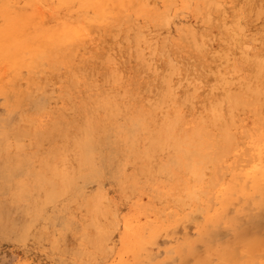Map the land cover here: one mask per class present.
I'll list each match as a JSON object with an SVG mask.
<instances>
[{
	"label": "rangeland",
	"instance_id": "1",
	"mask_svg": "<svg viewBox=\"0 0 264 264\" xmlns=\"http://www.w3.org/2000/svg\"><path fill=\"white\" fill-rule=\"evenodd\" d=\"M250 4L0 0V264H264V66L228 45L264 37Z\"/></svg>",
	"mask_w": 264,
	"mask_h": 264
},
{
	"label": "bare ground",
	"instance_id": "2",
	"mask_svg": "<svg viewBox=\"0 0 264 264\" xmlns=\"http://www.w3.org/2000/svg\"><path fill=\"white\" fill-rule=\"evenodd\" d=\"M115 2V1H114ZM113 6V5H112ZM251 8L253 9H256L260 6H263L264 7V0H251V4H250ZM211 7V6H210ZM223 9V8H222ZM261 11V10H260ZM264 11V10H262ZM218 12V11H217ZM202 13V12H200ZM114 14V13H113ZM219 14V13H218ZM200 18V17H199ZM204 18V17H202ZM255 19V18H254ZM258 19V17H257ZM166 20H168L166 18ZM238 20V18L236 19ZM241 21V19H239ZM229 21V20H228ZM240 21H236L235 23L233 24H228L227 22H223L222 18H220V23L218 24L219 26V30L220 31H231L233 28H241V22ZM171 23V22H170ZM243 25V24H242ZM243 27V26H242ZM242 29V28H241ZM170 30V28H169ZM217 30L218 29H215L214 32L211 34V36L209 37V41H211L213 44L216 43V42H219L220 41V38L219 36L217 35ZM81 31V30H80ZM194 38V36H193ZM195 39V38H194ZM189 41V40H188ZM194 41V40H193ZM248 41H250V38L249 36L246 34V32L243 31L242 29V32L241 31H238V32H235L231 35V38H230V41H229V47L231 49V53L236 57V61L238 59L241 60V62L244 63L245 65V73H250L252 71V73L254 75L257 74L256 72V67H262L264 66V37L261 38L257 43H256V48L255 49H258L259 50V54H253V51L255 49H251L249 47V43ZM202 42H201V45L200 44H197L195 47H194V51H201L202 48ZM204 45V44H203ZM251 45V44H250ZM178 48V46H177ZM182 53V52H181ZM186 53V52H185ZM229 55V54H228ZM170 56V55H169ZM184 58V57H183ZM235 59V58H234ZM183 61V60H182ZM192 61V60H191ZM235 62V61H234ZM230 63V62H228ZM238 64L240 62H237ZM189 64V63H188ZM200 64V63H199ZM242 64V63H241ZM174 65H176V63H174ZM207 65V64H206ZM224 65H226V63H223L219 66V69H218V75L216 76V83L214 85V88H218V89H222L223 91H225L226 93L229 91V89L231 88V86L237 82H241V76L239 75H234V74H226V69L225 67H223ZM236 65V64H235ZM183 66V65H182ZM198 66V65H197ZM177 66H175L176 68ZM195 68V67H194ZM213 69H216V68H211V70ZM243 69V67H242ZM177 71L179 72V68H177ZM181 72H182V69L180 70V72L178 73V76L180 75L181 76ZM189 72V71H188ZM238 73V72H237ZM197 74V73H196ZM188 75V74H187ZM188 77V76H187ZM246 77V76H245ZM193 84L191 85H187L191 88H199L201 85L205 88L208 86L207 82H206V79L205 77L202 75V76H199L198 79L197 78H194V80L191 82ZM247 88V87H246ZM252 92V90H250ZM264 92V91H263ZM229 95V94H228ZM255 95V94H254ZM258 96V95H257ZM201 98V97H200ZM202 100V99H201ZM224 103V102H223ZM221 104V103H220ZM223 106V104H222ZM222 108V107H221ZM232 110V109H231ZM222 111V109H221ZM92 113V112H91ZM214 113H218V109L216 107V109L214 110ZM78 133V132H76ZM85 133V132H84ZM86 134V133H85ZM82 138V137H81ZM84 141V140H83ZM96 143V142H95ZM77 145V144H76ZM75 145V146H76ZM74 146V148H75ZM95 146V145H94ZM90 147V146H89ZM93 148V147H92ZM87 156V155H86ZM89 156V155H88ZM88 156H87V159H88ZM91 158H92V155H90ZM62 158V157H61ZM82 160V159H80ZM80 165V164H79ZM84 168V167H83ZM131 169V168H130ZM63 174V173H62ZM245 174V173H244ZM61 175V174H60ZM260 175V174H259ZM59 175H57L58 177ZM65 178V176H64ZM71 180H69L67 183H69ZM229 182V181H228ZM71 183V182H70ZM64 184V183H63ZM179 184V183H178ZM67 185V184H66ZM69 186H71V184H69ZM38 191V190H37ZM62 193V192H61ZM64 193V192H63ZM59 196V195H58ZM61 196V195H60ZM62 197V196H61ZM97 197V196H96ZM98 201V200H97ZM96 201V202H97ZM90 203V202H89ZM124 209V208H123ZM132 210V209H131ZM98 213V211H97ZM148 213V212H147ZM137 225V224H136ZM126 231V230H125ZM121 251V250H120Z\"/></svg>",
	"mask_w": 264,
	"mask_h": 264
}]
</instances>
